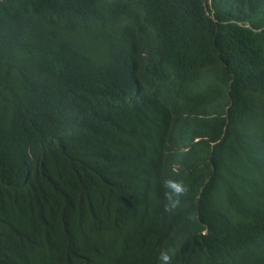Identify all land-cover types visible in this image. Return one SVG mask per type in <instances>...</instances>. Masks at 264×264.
Masks as SVG:
<instances>
[{
  "label": "trees",
  "instance_id": "1",
  "mask_svg": "<svg viewBox=\"0 0 264 264\" xmlns=\"http://www.w3.org/2000/svg\"><path fill=\"white\" fill-rule=\"evenodd\" d=\"M197 134L211 165L166 169L203 189L197 260L264 264V0H0V157L15 162L0 175V264H36L33 230L54 218L61 235L38 264L78 251L134 264L139 205L162 203L154 150ZM145 153L126 184L117 164ZM40 159L47 201L22 209L6 189Z\"/></svg>",
  "mask_w": 264,
  "mask_h": 264
},
{
  "label": "clouds",
  "instance_id": "2",
  "mask_svg": "<svg viewBox=\"0 0 264 264\" xmlns=\"http://www.w3.org/2000/svg\"><path fill=\"white\" fill-rule=\"evenodd\" d=\"M206 10L208 9L206 8ZM140 91L141 87L138 86L136 91L138 98ZM134 103L133 98L127 102L129 105ZM74 107L85 112L87 102ZM73 110L72 108L66 117L71 116ZM51 123L50 120V126ZM51 138L40 139L42 143H45L44 149L47 145L51 148ZM101 148L99 147V150ZM32 149H35L33 145ZM154 151L157 153V158L154 160L153 182L161 194L162 203L146 198L139 205L143 225L140 230L141 244L134 254V264H204V261L197 260L195 238L207 236L209 227L199 215L193 213V208L198 205L201 199L203 189L200 188L196 193L188 174H172L166 169L170 166L192 169L205 165L210 166L214 153L213 146L207 136L197 134L182 140L169 137L165 140L163 149ZM145 156L146 153L131 158L123 157L117 164V166H121L120 171L127 170L126 184L135 176L132 164ZM48 161V159H40L38 163L42 166L43 171L29 169L6 189V191L11 190L14 197L25 200L22 209L45 205L49 185L43 187V184L54 176V173L47 171ZM14 163L9 158L0 157V175L6 174L8 178L10 175L7 169ZM207 182L208 179L205 180L204 185ZM255 221H257L256 218H253V222ZM60 235L61 227L55 218L44 227L33 230L27 248L36 264L43 258L49 259V252ZM0 254L4 255L5 253L0 249ZM72 255L76 256L73 257L76 259L75 264H89L85 253L78 251L68 256ZM261 258L257 259V262ZM243 263L246 264L247 261H243Z\"/></svg>",
  "mask_w": 264,
  "mask_h": 264
},
{
  "label": "bare ground",
  "instance_id": "3",
  "mask_svg": "<svg viewBox=\"0 0 264 264\" xmlns=\"http://www.w3.org/2000/svg\"><path fill=\"white\" fill-rule=\"evenodd\" d=\"M136 100V99H135ZM108 260V259H107Z\"/></svg>",
  "mask_w": 264,
  "mask_h": 264
}]
</instances>
